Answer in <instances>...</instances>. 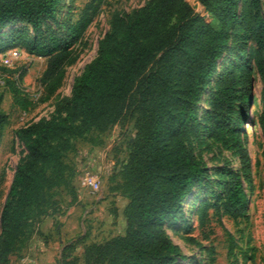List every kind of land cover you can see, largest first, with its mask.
Masks as SVG:
<instances>
[{"label": "trees", "instance_id": "obj_1", "mask_svg": "<svg viewBox=\"0 0 264 264\" xmlns=\"http://www.w3.org/2000/svg\"><path fill=\"white\" fill-rule=\"evenodd\" d=\"M196 1L204 6L216 1L219 28L181 0H147L139 11L115 16L111 30L99 42L97 55L74 78L69 101L50 118L16 131L27 155L15 167L0 211V264H8L30 213L43 212L47 191L64 184L69 138L84 137L90 131L101 133L132 118L136 133L122 169L121 188L128 199L124 214L133 225L122 236L88 246L85 264H174L182 257L160 226L182 214L184 199L208 176L205 164L189 146V135L197 131L199 103L217 63L240 31L243 43L251 40L257 46L253 62L262 82L260 128L264 136V13L260 1ZM103 2L90 0L61 37L42 28L44 18L55 19L61 0H0V29L20 20L41 34L21 41L29 53L46 59L39 78V102L49 100L61 86L65 66L76 60L74 45ZM249 77L244 72L236 80L234 69L221 73L204 118L209 128L239 150L240 171L227 178L220 169L223 182L218 183L223 189L222 206L237 216L246 212L243 179L250 175L251 160L243 148L246 135L234 127L241 126L248 112ZM19 102L27 108L26 98ZM5 118L0 109V136ZM209 208L219 206L205 202L201 223Z\"/></svg>", "mask_w": 264, "mask_h": 264}, {"label": "rangeland", "instance_id": "obj_2", "mask_svg": "<svg viewBox=\"0 0 264 264\" xmlns=\"http://www.w3.org/2000/svg\"><path fill=\"white\" fill-rule=\"evenodd\" d=\"M89 1L61 0L55 19L44 18L42 28L63 37L68 25L79 18ZM181 1L212 27L219 28L215 15L216 1L206 6L196 0ZM259 1L260 12L264 13V0ZM146 2L104 0L93 22L74 45L75 62L65 66L61 86L45 102H39L42 91L39 78L46 59L29 53L21 42L38 34L20 20L0 29V109L6 117L0 136V211L8 197L15 167L27 155L16 131L55 115L56 108L69 101L74 78L97 55L99 42L111 30L115 16L139 11ZM242 34L240 31L238 39H230L219 59L199 103L197 131L189 135V146L205 164L208 176L184 199L182 214L165 220L160 226L182 256L174 264H264L262 82L253 62L257 46L251 40L243 43ZM14 50L19 54L11 58ZM233 69L236 80L244 72L250 76L248 112L241 126L234 127L246 135L243 148L251 160L250 175L243 179L247 195L244 216L225 211L221 204L223 189L218 185L223 182L222 178L219 179L220 169L225 170L227 178L240 171L239 150L227 137L224 139L209 128L204 120L216 80L225 70ZM23 98L28 101L27 108L19 102ZM238 107L239 102L236 101L235 109ZM135 133V119L132 118L101 133L90 131L84 137L69 138L71 148L64 153L67 166L65 182L47 191L48 203L43 212L30 213L24 235L8 256V264H85L84 251L88 246L104 244L126 233L133 224L124 214L128 199L122 193L121 174ZM87 175L97 177L99 187L89 186L85 182ZM207 201L217 203L219 209L209 208L201 223L200 209ZM2 236L0 219V239Z\"/></svg>", "mask_w": 264, "mask_h": 264}, {"label": "built area", "instance_id": "obj_3", "mask_svg": "<svg viewBox=\"0 0 264 264\" xmlns=\"http://www.w3.org/2000/svg\"><path fill=\"white\" fill-rule=\"evenodd\" d=\"M19 54V52L17 51V50H14V51H12L11 52V54H10V57L12 58V57H14V56H17ZM86 183L88 184V185H90V186H92V187H98V185L100 184V181H99V179L97 178V177H95L94 175H89L88 177H87V181H86Z\"/></svg>", "mask_w": 264, "mask_h": 264}, {"label": "crops", "instance_id": "obj_4", "mask_svg": "<svg viewBox=\"0 0 264 264\" xmlns=\"http://www.w3.org/2000/svg\"><path fill=\"white\" fill-rule=\"evenodd\" d=\"M89 175H87L86 177H85V182L87 181V177H88ZM100 185V184H99ZM99 185H98V187H99ZM90 186V185H89ZM92 187V186H91ZM92 188H94V187H92ZM97 187H95L94 189H96Z\"/></svg>", "mask_w": 264, "mask_h": 264}]
</instances>
